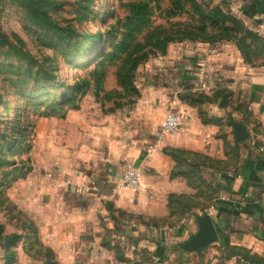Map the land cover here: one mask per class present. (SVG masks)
<instances>
[{"label":"crops","instance_id":"1","mask_svg":"<svg viewBox=\"0 0 264 264\" xmlns=\"http://www.w3.org/2000/svg\"><path fill=\"white\" fill-rule=\"evenodd\" d=\"M241 1L264 38V0ZM168 110L180 117L173 134L160 128ZM235 123L248 132L240 140ZM82 125L1 192L0 264H264V160L250 144H264V56L249 60L229 41L178 45L148 64L134 112ZM172 149L206 156L217 195L175 220L169 193L184 180L171 175ZM126 167L139 173L135 189L115 186ZM86 173L98 181L91 192L66 181ZM204 213L215 238L185 248Z\"/></svg>","mask_w":264,"mask_h":264},{"label":"rangeland","instance_id":"2","mask_svg":"<svg viewBox=\"0 0 264 264\" xmlns=\"http://www.w3.org/2000/svg\"><path fill=\"white\" fill-rule=\"evenodd\" d=\"M243 12L241 0H0V198L85 121L134 112L148 64L178 45L229 41L262 58L264 38ZM181 157L171 220L217 196L206 156Z\"/></svg>","mask_w":264,"mask_h":264},{"label":"built area","instance_id":"3","mask_svg":"<svg viewBox=\"0 0 264 264\" xmlns=\"http://www.w3.org/2000/svg\"><path fill=\"white\" fill-rule=\"evenodd\" d=\"M180 117L176 111L168 110L165 112L160 120V128L164 133L173 134L179 128ZM250 144L255 146L260 153L261 158L264 160V144H255L254 140H251ZM236 176H240L238 173ZM68 183H72L81 192H91L96 189L98 181L95 176L90 174H83L77 179L71 178L66 180ZM140 185L139 173L133 167H126L122 173L115 180V186L124 189H135Z\"/></svg>","mask_w":264,"mask_h":264},{"label":"water","instance_id":"4","mask_svg":"<svg viewBox=\"0 0 264 264\" xmlns=\"http://www.w3.org/2000/svg\"><path fill=\"white\" fill-rule=\"evenodd\" d=\"M235 138L240 140L248 135L245 128L239 123L234 124ZM198 229L190 234L189 239L185 242L184 247L187 249H196L204 245L216 236L215 227L210 216L207 213L197 216Z\"/></svg>","mask_w":264,"mask_h":264},{"label":"trees","instance_id":"5","mask_svg":"<svg viewBox=\"0 0 264 264\" xmlns=\"http://www.w3.org/2000/svg\"><path fill=\"white\" fill-rule=\"evenodd\" d=\"M243 53L246 55V53L243 51ZM184 152L185 150H180V149H172L170 150V155L173 157V159L175 160V158H178V159H183L181 156L182 154L184 155ZM182 153V154H181ZM177 157H175L176 155ZM186 155V154H185ZM184 155V156H185ZM185 160H187V158L185 157ZM195 159L193 158L192 161H194ZM2 192V191H1Z\"/></svg>","mask_w":264,"mask_h":264}]
</instances>
